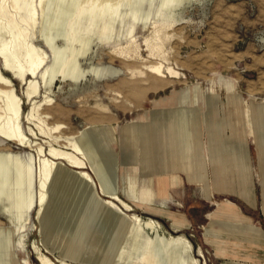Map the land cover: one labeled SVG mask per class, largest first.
Instances as JSON below:
<instances>
[{
	"label": "rangeland",
	"instance_id": "1",
	"mask_svg": "<svg viewBox=\"0 0 264 264\" xmlns=\"http://www.w3.org/2000/svg\"><path fill=\"white\" fill-rule=\"evenodd\" d=\"M30 1L17 0L12 14L28 29L31 42L46 51L47 64L58 62L61 68L92 37L80 60L81 69L89 72L77 82L56 77L50 88H39L36 99L52 98L53 103L42 106L43 116L49 126L63 124L62 134H76L89 125L107 126L114 133L100 147L106 144L115 154L118 196L130 200L132 210L114 200L109 208L120 218L116 243L106 255L98 228L89 225L86 239L94 246L88 253L86 241H73L70 229L77 220L98 222L108 198L99 194L96 207L89 193L77 191L71 214L58 213L49 202L38 219L35 151L0 138V250L13 242V264H40L33 244L56 264H161L149 250L154 234L141 224L138 231L131 218L138 215L159 222L167 237H185L191 245L188 264L195 258L200 264H264V0H193L168 13L160 0L123 1L115 20L75 19L73 7L62 3L56 12L54 0H47L34 26L28 21ZM54 11L58 21L50 26ZM49 37L55 39L46 45ZM156 64L163 66V76L146 68ZM12 79L25 116L30 107L25 85ZM24 116L23 131L47 149L53 142ZM213 116L226 148L237 153L244 148L248 157L242 182L238 167L224 173L232 177L227 189L236 192L212 188L206 133ZM85 170L99 190L96 175ZM170 173L180 184L170 189L165 203L153 201L152 188L143 179L158 184ZM187 175L195 181L186 180ZM137 181L139 187L143 184L140 189ZM249 188L250 202L237 193ZM51 196L48 192L47 199ZM227 201L232 210L221 208ZM144 204L153 207H146L147 212ZM173 217L186 224L182 232L173 228Z\"/></svg>",
	"mask_w": 264,
	"mask_h": 264
},
{
	"label": "bare ground",
	"instance_id": "2",
	"mask_svg": "<svg viewBox=\"0 0 264 264\" xmlns=\"http://www.w3.org/2000/svg\"><path fill=\"white\" fill-rule=\"evenodd\" d=\"M123 1L129 3L132 0H54L52 8L57 12L56 7L64 3L65 7L74 8L75 19L80 15H84L95 20L104 18L115 20ZM141 1L134 0L133 2L137 4ZM191 1L193 0H160V7L168 13L177 11L179 8L182 9L186 3ZM46 2L47 0H35L34 5H32L33 0L29 2L27 6L28 21L33 26L38 12H41L43 17ZM17 4V0H11V5L7 0H0V138L35 151L38 219L41 217L45 205L49 202L52 203L54 210L58 213L71 214L73 210L70 206L76 202L75 194L77 191L89 193L93 199L92 203L96 207L101 201L99 194L108 198L105 201L106 208L104 211L99 209L101 219L98 222L93 221L86 225L77 220L69 233L73 237V241H86L88 244L89 242L86 239L88 226L92 225L98 228L104 253L107 255L112 250L111 243L115 242V235L120 228V218L117 211L109 207L113 205L115 200L126 211L132 210V206L118 196L119 168L115 154L106 144L100 147V141L102 139L109 141L110 136H114V133L110 132L107 126L92 127L89 125L76 134H62L61 129L65 127L63 124L57 123L49 126L43 116L42 106L53 103L52 98L46 96L41 101L36 99L39 88L41 86L50 88L56 77L61 76L63 79L77 82L80 76L84 75L85 72H89L81 69L80 60L88 54L92 37L88 36L85 46L77 49L70 62L64 64L61 68L57 66L58 62L47 64L46 51L31 42L28 29L20 25L14 18L15 15L12 14V11L16 12V9H18ZM82 4H85V6H81ZM56 12L50 17V26H55L58 21ZM133 16L136 18V13ZM21 20L27 22L23 18ZM54 39L55 37L47 38L46 45ZM147 41L146 39L145 42L147 43ZM162 65H150L146 68L159 76H163ZM4 72L11 74V77L4 74ZM93 72H96L95 69H93ZM12 78L25 85L23 95L30 105L25 116L22 111V98L16 93ZM23 116L26 121L37 128L41 135L48 137L49 141L53 142L49 144L47 149L41 143L31 140L23 131L21 125ZM30 132L32 135L37 136V132L33 127L30 128ZM85 168H90L91 172L96 175L99 190H96L92 178ZM125 189L127 188L123 183L122 191ZM48 192H52L49 199H47ZM163 214L172 216L169 213ZM131 218L138 224V231L141 230L139 226L141 224L154 234V246L149 250L159 256L161 264H188L185 256L191 250V245L185 237L172 234L167 237L161 224L152 218L142 219L138 215H133ZM172 224L176 230H182L186 226L184 222L179 221H174ZM138 231L134 237L135 242L139 237ZM93 246L92 243L88 244V253L91 254ZM33 247L36 251V259L40 264H56L46 254L40 252L35 244H33ZM199 252V256H202L201 251ZM192 262L193 264H200L197 258L193 259ZM62 264L72 263L62 261Z\"/></svg>",
	"mask_w": 264,
	"mask_h": 264
},
{
	"label": "crops",
	"instance_id": "3",
	"mask_svg": "<svg viewBox=\"0 0 264 264\" xmlns=\"http://www.w3.org/2000/svg\"><path fill=\"white\" fill-rule=\"evenodd\" d=\"M212 113V110H211ZM214 115V114H213ZM210 116V114H209ZM211 120L210 128H208L206 133V151H207V166H209L211 173H212V188H215L216 190H229L236 192V189H227L229 180H232V177H227L224 173L228 171L229 169L231 171L235 170L238 167V172L241 176V182L243 180L242 176L245 175L244 171H248V164L246 163V159H248L246 152L244 151V148L241 149L240 152H236L233 149H227L225 145L224 139L220 136V123L218 120H216L215 116ZM222 139V140H221ZM219 141V143H218ZM218 144V145H217ZM245 152V155H244ZM242 160L245 161V163H242ZM160 163V162H159ZM162 165V164H161ZM188 176H185L186 180L188 179ZM97 180V179H96ZM199 180V179H198ZM189 181H195V180H189ZM150 184V187L153 191V201L155 198H159L160 203H165L168 199V192L170 189L175 188L178 184H180V180L177 178V176L173 173H170L169 177L162 176L160 177V181L157 183L152 182L151 178L143 179V184ZM97 184L98 180H97ZM143 184L139 187L138 181H137V187L140 189ZM98 186V185H97ZM241 188V183H240ZM99 189V188H98ZM211 192V191H210ZM240 196H242L246 201H251V188H249L248 191L241 190L237 192ZM122 194V193H121ZM123 195V194H122ZM124 197V196H123ZM126 201L132 203L130 200H128L126 197H124ZM231 203H227L225 205H222L221 208H226L227 210H232V207L230 205ZM144 209L147 210L146 207L151 206V204H144L142 205ZM156 208V207H155ZM161 209V208H159ZM172 217V216H171ZM181 221L177 218H172V222L174 221ZM224 225L228 226L229 228L237 227L227 222H223ZM186 227H183L182 230L179 232H182L183 229ZM168 231L175 232V230L170 227ZM207 233H210L209 230H207ZM226 241V240H222ZM13 245V242H9V244L5 247V250H0V264H13V256H14V248L11 247Z\"/></svg>",
	"mask_w": 264,
	"mask_h": 264
}]
</instances>
